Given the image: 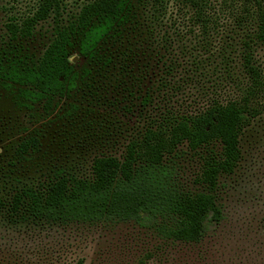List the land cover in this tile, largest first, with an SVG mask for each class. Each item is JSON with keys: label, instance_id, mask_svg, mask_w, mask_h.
<instances>
[{"label": "trees", "instance_id": "1", "mask_svg": "<svg viewBox=\"0 0 264 264\" xmlns=\"http://www.w3.org/2000/svg\"><path fill=\"white\" fill-rule=\"evenodd\" d=\"M8 5L12 16L3 28L9 42L30 39L49 19L55 27L35 61L0 54V81L17 85L22 98L49 112L92 70L117 76L113 70L120 66L125 82L117 80L115 93L123 98L121 117L133 135L118 158H94L89 179L54 173L9 201L0 198V210L55 222L149 224L165 246L199 243L222 219L219 178L235 172L240 137L264 115V0H88L66 24V0ZM140 61L145 69L167 62L166 78H137L126 70ZM202 78H214L213 85L228 88L232 98L197 112L178 111L177 93ZM181 146L201 152L195 191H180L165 164ZM38 149V139L28 137L16 154Z\"/></svg>", "mask_w": 264, "mask_h": 264}, {"label": "rangeland", "instance_id": "2", "mask_svg": "<svg viewBox=\"0 0 264 264\" xmlns=\"http://www.w3.org/2000/svg\"><path fill=\"white\" fill-rule=\"evenodd\" d=\"M11 2L0 0V54L30 63L51 42L55 21L37 25L28 40L9 42L3 25L12 16ZM87 2L66 0L61 22L74 19ZM179 32L180 41L186 43L187 33L183 28ZM137 36L135 32L133 37ZM173 54L183 62L181 54ZM165 63H150L145 69L140 61L125 67L137 78L155 81L166 78ZM119 67L113 70L117 76L92 70L49 112L22 98L17 85L0 81L1 199L9 201L17 191L57 172L89 179L94 158H118L123 153L133 131L123 123L124 101L115 93L119 82H125L117 74ZM213 80L202 78L183 86L173 100L177 110L197 112L210 102L232 98L228 88L213 85ZM28 137L38 139L39 149L20 157L17 145ZM239 147L241 160L235 172L218 180L222 219L209 225L197 244L165 246L149 224L55 222L33 219L27 213L10 215L4 209L0 210V264H75L79 259L85 264H264V115L244 130ZM200 154L181 146L176 156L165 161L180 191L196 190L193 180Z\"/></svg>", "mask_w": 264, "mask_h": 264}]
</instances>
